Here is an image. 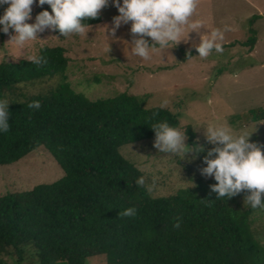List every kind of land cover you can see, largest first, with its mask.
<instances>
[{
  "label": "trees",
  "instance_id": "trees-1",
  "mask_svg": "<svg viewBox=\"0 0 264 264\" xmlns=\"http://www.w3.org/2000/svg\"><path fill=\"white\" fill-rule=\"evenodd\" d=\"M101 21L102 14L84 23ZM251 32L245 43L253 48L257 36ZM36 56L48 63L0 61V99L10 103V129L0 132V165L45 147L64 174L0 195V264H88L95 256L106 264H264V231L251 218L259 208L239 200L245 190L221 198L212 178L155 196L136 184L143 176L148 185L146 176L122 148L156 138L155 123L180 128L178 112L147 106L148 95L126 91L89 97L71 83L61 45H44ZM33 101L40 102L38 110L28 107ZM251 113L253 120L264 119L261 108ZM187 133L196 146L191 126ZM214 147L200 151L201 157ZM129 207L137 215L120 218Z\"/></svg>",
  "mask_w": 264,
  "mask_h": 264
},
{
  "label": "rangeland",
  "instance_id": "rangeland-1",
  "mask_svg": "<svg viewBox=\"0 0 264 264\" xmlns=\"http://www.w3.org/2000/svg\"><path fill=\"white\" fill-rule=\"evenodd\" d=\"M7 7L0 6V17ZM44 10L52 11L49 5L41 7L36 0L32 19L27 23H35L37 14ZM101 14L102 21L89 26L86 36L65 38L46 29L37 34V40L28 41L21 48L10 42L11 36L16 35L14 30L10 29V34L0 31V61H18L36 56L44 45H61L69 58L71 83L77 90L86 91L89 97L115 96L126 91L148 95L147 106H161L167 101L165 107L179 113V129L187 137L185 144L193 150L187 153L161 152L155 147L156 138L122 148L124 156L144 172L148 185L156 178L152 192L155 196L194 186L198 179L214 178L201 174L200 169L207 165L197 150L218 145L208 141L210 126L224 125L235 134L247 131L250 142L264 146V119L253 120L251 113L254 108L264 110V0H198L191 19H202L204 27L198 32L186 29L185 39L179 44L152 52L148 60L131 52V22L122 25L115 36H111L108 29L113 17L119 15L116 7L110 4ZM255 14L260 17L251 24V17ZM225 25L232 30L225 32L223 53L213 50L207 58L199 57L196 48L201 36L217 28L223 30ZM251 27L257 36L253 48L245 43L253 35ZM146 39L153 44L150 37ZM95 77L100 81H95ZM189 126L195 132L196 146L189 144ZM63 174V168L50 152L39 147L15 163L0 165V195L8 191L29 190L37 184L53 182ZM250 194L245 190L239 198L245 207V197ZM251 218L253 227L263 232L264 213L258 209ZM262 237L264 242V235ZM88 264H106V258L95 256Z\"/></svg>",
  "mask_w": 264,
  "mask_h": 264
},
{
  "label": "clouds",
  "instance_id": "clouds-1",
  "mask_svg": "<svg viewBox=\"0 0 264 264\" xmlns=\"http://www.w3.org/2000/svg\"><path fill=\"white\" fill-rule=\"evenodd\" d=\"M34 4L36 0H0V6L8 5L4 15L0 17V25L3 26L0 31L10 34V29L14 30L16 35L11 36L10 42L20 48L28 41L37 40V34L46 29L58 30L65 38L72 35L86 36L89 25L84 21L98 19L102 10L110 4L119 12V15L113 17L112 26L108 29L111 36L114 37L122 25L131 22V52L144 60L150 59L152 52L179 44L185 39L186 29L198 32L205 23L202 19H191L196 12L198 0H123L122 3L121 0H39V6L49 5L51 13L44 10L37 14L35 23H27L32 19ZM231 30L230 26L225 25L223 30L217 28L210 34L201 36L196 48L199 57L207 58L213 50L222 54L225 32ZM146 37L151 38L152 45ZM108 50L110 51V47ZM190 57L192 55L189 51L188 58ZM28 59L37 66L48 63L43 56L31 55ZM9 104L7 99H0V132H8L10 129ZM166 105L167 101H164L161 107ZM28 107L38 110L41 104L33 101ZM151 127L156 132L155 147L161 152L187 153L193 150L185 144L187 137L184 132L170 126L167 121L155 123ZM207 138L212 144L222 145L208 151L203 158L207 166L200 169L203 176L214 177L218 182L211 186L212 190L219 197L229 199L248 190L251 194L245 197V204L254 210L264 209V146L250 142L247 131L235 134L224 125L210 126ZM197 150L204 149L199 147ZM136 184L146 187L152 193L156 187V178H153L151 185H146L145 177L141 176ZM136 215L135 207L119 212L120 218ZM174 226L179 228V222Z\"/></svg>",
  "mask_w": 264,
  "mask_h": 264
}]
</instances>
